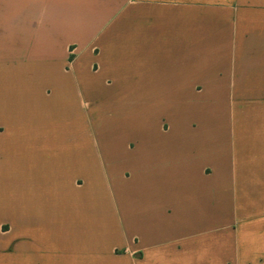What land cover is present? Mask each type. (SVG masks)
Segmentation results:
<instances>
[{"label":"crops","instance_id":"1","mask_svg":"<svg viewBox=\"0 0 264 264\" xmlns=\"http://www.w3.org/2000/svg\"><path fill=\"white\" fill-rule=\"evenodd\" d=\"M0 264H264V0H0Z\"/></svg>","mask_w":264,"mask_h":264},{"label":"rangeland","instance_id":"2","mask_svg":"<svg viewBox=\"0 0 264 264\" xmlns=\"http://www.w3.org/2000/svg\"><path fill=\"white\" fill-rule=\"evenodd\" d=\"M175 103L177 104V98L174 100ZM169 105H167V108L165 109V114L167 115L166 117H170L172 115V112L168 108ZM174 118L177 122V111L174 114ZM98 118H94V115L91 114L90 112H87L86 115V134L92 136L93 138L97 139L99 142H101L100 137H109L110 135V128H105L104 126L101 127L97 122ZM176 131H177V126H176ZM104 144L101 142L102 149H105L103 147Z\"/></svg>","mask_w":264,"mask_h":264}]
</instances>
